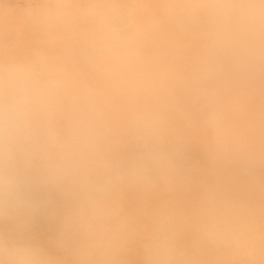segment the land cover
Instances as JSON below:
<instances>
[{"label": "clouds", "instance_id": "obj_1", "mask_svg": "<svg viewBox=\"0 0 264 264\" xmlns=\"http://www.w3.org/2000/svg\"><path fill=\"white\" fill-rule=\"evenodd\" d=\"M0 264H264V0H0Z\"/></svg>", "mask_w": 264, "mask_h": 264}]
</instances>
